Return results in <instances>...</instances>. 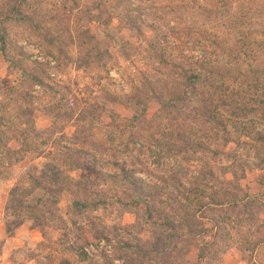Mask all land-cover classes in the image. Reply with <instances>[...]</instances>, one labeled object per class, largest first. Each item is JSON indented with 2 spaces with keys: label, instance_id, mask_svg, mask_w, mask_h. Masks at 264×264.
Returning a JSON list of instances; mask_svg holds the SVG:
<instances>
[{
  "label": "rangeland",
  "instance_id": "1",
  "mask_svg": "<svg viewBox=\"0 0 264 264\" xmlns=\"http://www.w3.org/2000/svg\"><path fill=\"white\" fill-rule=\"evenodd\" d=\"M3 190L13 264H264V0H0Z\"/></svg>",
  "mask_w": 264,
  "mask_h": 264
},
{
  "label": "crops",
  "instance_id": "2",
  "mask_svg": "<svg viewBox=\"0 0 264 264\" xmlns=\"http://www.w3.org/2000/svg\"><path fill=\"white\" fill-rule=\"evenodd\" d=\"M9 190H3L0 192V200L1 202H5V198L8 194ZM3 209V204L0 205V210ZM1 213V212H0ZM3 224V220L1 218L0 214V230L1 225ZM18 230L20 229V226L18 225ZM15 230L14 234H8L7 232L0 233V240H1V248H0V264H13L14 262V253L15 249L17 247V244H11L13 241H20L22 238H24V234L21 233V231ZM17 243V242H16Z\"/></svg>",
  "mask_w": 264,
  "mask_h": 264
},
{
  "label": "trees",
  "instance_id": "3",
  "mask_svg": "<svg viewBox=\"0 0 264 264\" xmlns=\"http://www.w3.org/2000/svg\"><path fill=\"white\" fill-rule=\"evenodd\" d=\"M183 72L188 86L190 85L191 87H193V84H195L197 80L200 79V75L198 72L188 71L187 69H184Z\"/></svg>",
  "mask_w": 264,
  "mask_h": 264
}]
</instances>
